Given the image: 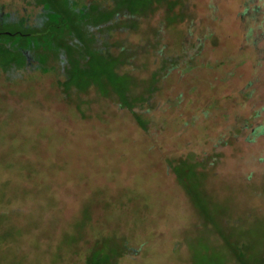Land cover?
Listing matches in <instances>:
<instances>
[{
	"label": "rangeland",
	"instance_id": "rangeland-1",
	"mask_svg": "<svg viewBox=\"0 0 264 264\" xmlns=\"http://www.w3.org/2000/svg\"><path fill=\"white\" fill-rule=\"evenodd\" d=\"M180 4L113 39L129 104L114 66L68 82L59 46L22 55L36 30L0 26V264H264V0Z\"/></svg>",
	"mask_w": 264,
	"mask_h": 264
},
{
	"label": "trees",
	"instance_id": "trees-1",
	"mask_svg": "<svg viewBox=\"0 0 264 264\" xmlns=\"http://www.w3.org/2000/svg\"><path fill=\"white\" fill-rule=\"evenodd\" d=\"M37 2V5L40 6V12L38 13L37 22L33 26L25 18L12 20L11 15H6L4 19H0V26L7 23L9 26L11 24L20 26L19 29L23 30H27V28L36 30L33 41L32 39L27 41L23 36L16 43L19 48L18 53L23 55L25 50L29 51L31 49L30 51H32L38 47L40 48L38 45L41 43L45 45L46 42L50 45L59 46V59L62 62L65 80H68V82L79 80L81 74H87L88 80H91L96 73L93 64H99L103 67L114 66L116 71L104 75L100 78V81L103 84V78L107 77L111 82H115L122 94L121 101L126 104H129L130 101H128L129 96L126 93L124 94L121 89L124 82L121 78H123L122 74L124 73L122 69L130 60L127 54L129 49L120 42H116L114 46L113 39L120 33L127 34L132 30H138L143 20L149 19L160 9L166 11L168 22L165 23L167 24H176L183 20L187 9L186 5L180 4L181 0H111L110 2H106V0H85L79 10H73L75 16L80 15V21L77 23L72 17L63 18L61 15L63 9L59 7L56 0H37ZM72 2L76 3L75 0H71ZM120 21L123 23L121 26H119ZM78 25H81L83 28H80L84 29L83 37L76 35L77 32L73 33L74 35L70 33L68 38L73 42H65L64 45H61L59 39L61 33L63 35L67 29L74 28L75 30ZM0 30L3 29L0 27ZM1 46L3 45H0V48ZM116 48H119L117 53L114 52ZM102 74L105 73L102 72ZM144 98L145 96L141 95L139 98L141 100L138 99L135 102L142 101ZM136 118L139 124L144 126L138 115H136Z\"/></svg>",
	"mask_w": 264,
	"mask_h": 264
}]
</instances>
